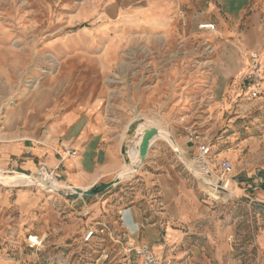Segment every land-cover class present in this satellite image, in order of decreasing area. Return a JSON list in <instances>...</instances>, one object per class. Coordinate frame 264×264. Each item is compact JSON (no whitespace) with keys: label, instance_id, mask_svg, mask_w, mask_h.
I'll return each instance as SVG.
<instances>
[{"label":"rangeland","instance_id":"374dc122","mask_svg":"<svg viewBox=\"0 0 264 264\" xmlns=\"http://www.w3.org/2000/svg\"><path fill=\"white\" fill-rule=\"evenodd\" d=\"M225 1L0 0V96L6 95L4 105L8 107L30 90L53 89L59 94L60 106L102 98L108 112L122 119L137 117L138 136L123 148V167L138 160V144L147 125L170 134L174 145L159 138L167 144L168 154L181 161L187 185L194 190L197 219L194 229L185 228L184 232L194 236L197 262L226 264V251L219 249L226 244L232 248L228 252L248 254L247 258L234 257L238 264H264V242L254 243L256 235L264 232V200L257 195L264 190V94L252 99L242 82H235L236 61L224 47L230 39L236 40L252 14H259V23L264 21V0H241L243 8L234 14L226 11ZM209 22L215 30L202 27ZM193 69L194 134L210 143V153L205 156L210 168L206 170L198 166L201 154L197 143L194 151L184 155L173 137V133L176 138L185 136L191 128L190 98H184L166 120L153 114L145 122L140 111L139 98L164 99L162 94L169 88L182 85L181 81L174 83L176 78H188ZM247 69L248 62L243 74ZM262 78L264 88V70ZM145 85H150V90L145 89L144 94ZM175 147L182 158L174 152ZM222 160L232 163L226 177L234 187H229L228 195L216 192L218 198L214 199L202 176L210 172L217 181ZM144 169L142 164L120 181L122 193L131 194L142 187ZM13 175L20 176L0 172L2 184H11ZM16 178L13 183L23 182ZM53 181L62 189L59 181ZM107 192L89 198L86 205L81 199L48 193L55 202L52 199L53 211H49L51 218L47 216L49 225L43 235L48 242L38 251L40 257H49L48 264H112L98 259L99 251L103 247L115 253L120 246L105 239L90 219L94 210L87 208L95 203L105 206ZM36 223L35 227L40 225ZM89 229L98 236L84 242L83 234ZM121 230L125 233L124 227ZM224 230L228 233L220 238ZM228 234H235L231 242ZM238 236L242 241L235 240ZM192 245L187 242L182 248ZM241 246L244 249L237 250Z\"/></svg>","mask_w":264,"mask_h":264},{"label":"crops","instance_id":"0c3cea01","mask_svg":"<svg viewBox=\"0 0 264 264\" xmlns=\"http://www.w3.org/2000/svg\"><path fill=\"white\" fill-rule=\"evenodd\" d=\"M225 3H228L226 11L229 14L243 8L241 0H227ZM259 20V14H252L236 40L230 39V44L224 45L236 61L233 70L236 73L233 77L235 82L242 81L249 51L260 53L264 70V21L259 23ZM188 73V78H176L174 81H181V89L169 88L162 94L164 99L152 101L151 96L145 95L139 98L145 122L153 114H158L162 120L170 118L181 101L190 98V115L193 117L191 128L185 136L177 135L178 138L173 133L184 155L194 151L196 143L189 136V133H194V69ZM145 86L142 87L144 94L147 93L145 89L150 90V85ZM5 98V94L0 96L1 174L30 175L43 165L53 172L55 180L62 184V189H87L118 175L125 164L122 153L125 144L129 141L133 144L138 136L137 131H129L133 121L138 124L137 117L122 119L108 112L102 106V98L60 106L59 94L53 89L30 90L8 107L4 105ZM143 123L140 122L145 127ZM68 149H74L76 154H67ZM168 150L163 139L155 138L143 163L145 169L141 170L142 187L136 188L131 194L122 193L124 189L119 187L122 184L120 182L108 190L109 200L104 204L106 207L101 208L99 205L103 204L95 203L87 208L89 211L94 210L90 219L95 220L93 224L102 230L105 239L120 246L118 252L124 248V241L136 245L147 244L157 256L170 264H199L194 255V236L184 232L185 228L194 229V220L197 219L194 213V190L187 185L181 171V161L176 155L168 154ZM257 193L264 200V190ZM52 199L55 202L48 192L36 186L0 184V264H48L46 260L49 257H40L38 251L48 242H45L43 235L47 234V216L51 218L49 211H53ZM81 201L86 205V200ZM36 222L40 225L35 227ZM119 227H124L125 233ZM118 228L119 231L116 230ZM226 233L228 230H224L220 238ZM27 236L28 239H38V245L30 244ZM233 236L235 234L229 237L230 242L234 240ZM235 240L242 241V237L238 236ZM187 242H193V245L182 248ZM263 242L264 232L260 231L254 243ZM219 249L226 251V264H238L234 257H248L246 252L238 255L228 252V249L232 251L230 245L221 244ZM242 249L244 246L237 250ZM99 254L98 259H102L103 247ZM216 256L220 258V253Z\"/></svg>","mask_w":264,"mask_h":264},{"label":"built area","instance_id":"2783aa9c","mask_svg":"<svg viewBox=\"0 0 264 264\" xmlns=\"http://www.w3.org/2000/svg\"><path fill=\"white\" fill-rule=\"evenodd\" d=\"M203 28L208 30H215V25L211 22L204 23ZM262 69L260 64V56L257 51H251L248 53V69L242 76L243 88L247 90V96L250 98H259L264 94V88L262 86ZM190 139L194 138L197 143V148L201 155H208L210 153V145L207 143L206 139L202 136L194 134L193 132L189 133ZM67 154L74 155L76 151L74 149H68ZM44 169L49 176L48 182H42L36 175H39L40 171ZM232 170V163L229 160H222L220 162V176L215 183L216 192L225 193L227 182L224 181V178L230 174ZM29 175V174H28ZM33 178L40 181L43 185H50V181L55 179V176L52 171L47 170L43 165L38 166V172L30 174ZM102 233V230H100ZM98 236L97 232L93 229L85 231L83 234V241L90 242L92 238ZM30 244L38 245V242H35L31 237H29ZM103 258L102 262L111 260L112 264H170L165 259L157 256L151 246L147 244L136 245L132 242H129L121 252L112 250H107L103 248ZM108 259V260H106Z\"/></svg>","mask_w":264,"mask_h":264},{"label":"water","instance_id":"95a60500","mask_svg":"<svg viewBox=\"0 0 264 264\" xmlns=\"http://www.w3.org/2000/svg\"><path fill=\"white\" fill-rule=\"evenodd\" d=\"M137 129V122L133 121L130 126H129V131L134 132ZM157 133H161V130H159L157 127L155 126H149L146 127L143 132H142V138L138 144V162L135 165V169H138L139 166H141L148 154V151L150 149V145H151V141L150 138L157 134ZM162 134H166V133H162ZM168 134V133H167ZM169 135V134H168ZM170 136V135H169ZM170 139L172 140L171 136ZM174 145V144H172ZM174 152L180 157L181 153L179 151L178 148H174ZM38 172V169L36 170ZM208 174H210V172H207ZM207 174V175H208ZM23 178H25L24 182H19V183H11V184H3V185H9V186H15V187H20V186H36L37 188L48 192V193H56L61 197H64L68 200H76V199H82V200H87L91 197H95L98 196L100 194H103L104 192L108 191L111 187H113L114 185L118 184L122 179H120L118 177V175H116L114 178H112L111 180L107 181V182H101L98 183L96 185H93L87 189H81V188H76V187H69L67 190L61 189V188H54L52 186H48V185H43L40 181H38L37 179L33 178L32 176H29L28 174H20ZM244 180H247L248 177H243ZM2 180L0 179V184H2L1 182ZM262 182H264V172H262ZM261 205V204H259ZM264 206V205H261Z\"/></svg>","mask_w":264,"mask_h":264},{"label":"bare ground","instance_id":"6f19581e","mask_svg":"<svg viewBox=\"0 0 264 264\" xmlns=\"http://www.w3.org/2000/svg\"><path fill=\"white\" fill-rule=\"evenodd\" d=\"M142 125V124H141ZM148 126V125H147ZM146 126V127H147ZM155 126V125H154ZM140 131H142V130H140ZM170 135V134H169ZM168 134H162V133H157V134H155V135H153L151 138H150V141L152 142L155 138H157V137H165V138H167V140L171 143V144H174V140L172 139H170V136H169ZM138 159H139V157H138ZM199 168L201 169V170H206V169H209L210 168V166H209V164H208V161H207V159H206V157L204 156V155H200V157H199ZM137 162H138V160L137 159H135V160H133V161H131L130 162V164L128 165V166H124L123 168H122V170L118 173V177L120 178V179H122V178H124V177H126V176H128V175H130L134 170H135V165L137 164ZM193 166V165H192ZM39 175H36L35 177L36 178H38L39 180H41L42 182H48L49 181V176H48V174H46L43 170H41L40 171V173H38ZM15 175H17V174H15ZM20 175V174H19ZM17 177V176H16ZM16 177H14V175H13V177H10L11 179H13V180H11V182H15L14 181V179L16 178ZM18 181H23L24 182V180H25V178H23L21 175L20 176H18L17 178H16ZM202 179H203V183L204 184H207V187L208 188H210V189H206L207 191H208V193L211 195V197H213L214 199L216 198H218V196H217V194H215L216 193V188H215V183H216V181H215V177H213V175L212 174H208V175H204V176H202ZM224 181L225 182H227V185H226V195H228V194H230L231 192H229L230 190H229V187H231V188H233L234 187V183L232 182V180H231V178H229V177H226V178H224ZM50 185L52 186V187H54V188H59L58 186V184L57 183H55L53 180H51L50 181ZM234 190H236V189H234ZM233 190V191H234ZM232 191V190H231Z\"/></svg>","mask_w":264,"mask_h":264}]
</instances>
